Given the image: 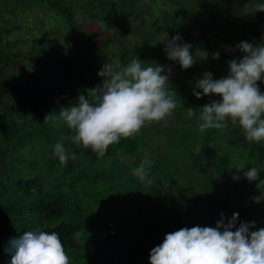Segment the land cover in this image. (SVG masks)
Wrapping results in <instances>:
<instances>
[{
	"label": "trees",
	"instance_id": "1",
	"mask_svg": "<svg viewBox=\"0 0 264 264\" xmlns=\"http://www.w3.org/2000/svg\"><path fill=\"white\" fill-rule=\"evenodd\" d=\"M32 1L0 0V264H10V241L25 231L58 233L69 264H149L151 250L163 243L166 234L194 226L215 227L221 213L226 221L239 213L237 227L239 222H255L250 231L264 228V200L253 199L264 191V183L259 190L240 173L234 180L240 166H231V160L235 165L241 159L258 165L264 141L250 143L242 126L230 118L225 128L200 131L201 107L221 97L193 95L203 76L195 65L186 69L190 86L172 88L177 106L170 116L146 122L139 133L110 145L102 157L73 143L74 131L59 117L63 107L75 105L79 95H87L86 89L101 83L97 74L106 62L119 60L127 66L136 56L149 66L155 43L165 33L183 37L191 51L218 52L210 72L219 79L218 72L228 61L242 58L236 48L240 42L264 43V12L252 13L254 5L264 0H167L172 11L160 24H153L152 13L147 6L139 7L138 0H88L85 13L90 22L111 17L137 22L125 33L99 42L87 38L85 24L74 18L71 0H41L63 18L74 39L59 53V60H52L53 70L44 56L35 55H43L45 49L34 40L28 53L40 68L34 74L25 71L24 55L13 52L6 41L18 27L2 25L6 14L13 15ZM109 45L116 46V58ZM17 76L29 80L20 85ZM257 83L264 93V77ZM190 101L200 111L184 119ZM58 142L67 153L76 154L75 161L61 165L54 153ZM211 144L220 151L213 162L208 160ZM131 158L138 166L145 158L150 161L151 184L117 174L116 169ZM131 205L138 206L141 220L131 230L132 242L136 231L148 240L117 256L109 213Z\"/></svg>",
	"mask_w": 264,
	"mask_h": 264
},
{
	"label": "clouds",
	"instance_id": "2",
	"mask_svg": "<svg viewBox=\"0 0 264 264\" xmlns=\"http://www.w3.org/2000/svg\"><path fill=\"white\" fill-rule=\"evenodd\" d=\"M255 12H264V3L255 4ZM181 39L180 35L166 39L164 52L168 60L186 70L198 57L191 54V44L179 43ZM236 48L243 56L228 61L226 76L214 79L211 72H205L195 83L193 95L198 99L211 94L221 97L201 107L200 131L225 128V120L230 118L233 124L242 126L248 141H264V93L257 83L264 77V43L242 41ZM218 58V52L213 54V59ZM143 65L136 56L127 66L119 60L106 62L97 74L103 78L101 83L86 89L87 95H79L75 105L60 110V119L75 133L73 143L102 157L110 145L139 133L146 122L165 120L172 114L177 106L173 99L176 92L169 84L172 69L155 63ZM54 153L61 165L77 158L59 142L54 145ZM149 164L145 158L135 169V175L147 184L152 183L147 179ZM243 168L236 169L234 180L240 178L238 173ZM259 174L254 167L243 172L249 182L258 180ZM253 199L260 203L264 191ZM220 216L215 227L194 226L166 234L163 243L151 250L149 264H264V228L250 231L255 222H239L237 227L239 213H233L227 221L223 213ZM10 244V264H69L56 232L25 231Z\"/></svg>",
	"mask_w": 264,
	"mask_h": 264
},
{
	"label": "rangeland",
	"instance_id": "3",
	"mask_svg": "<svg viewBox=\"0 0 264 264\" xmlns=\"http://www.w3.org/2000/svg\"><path fill=\"white\" fill-rule=\"evenodd\" d=\"M119 2L120 0H114ZM88 0H71V5L73 8L74 18L78 23H84L85 27L83 32L86 34L87 38H91L96 42H99L104 39L110 38L112 35L117 33H125L131 26L137 25L136 21L122 22L121 20L115 19L114 17L108 18L106 21L100 22H90L88 21L85 13V3ZM138 6L142 8L149 9L154 17V23H162L170 16L172 8L167 0H138ZM5 20L2 22V25L11 27L16 26L18 30H15L11 33L10 36L6 38L8 44L13 52L21 53L24 55L23 67L25 71L30 73H39V66L35 62L28 59V53L32 50L33 41L38 40L41 47L45 49V52L39 53L35 52V55L38 58L44 56L45 62L53 70L54 66L51 65L52 60H59L61 57L60 52H62L66 47L73 45L74 35L71 32L70 28L65 24L63 18L59 15L52 12L41 0H33L26 7L18 8L17 12L13 15L6 14L4 16ZM174 34H163L158 38V41L155 43V56L151 59L150 65L153 63L168 66L172 69L169 75V84L173 89H187L189 84L188 74L186 70H181V66L178 62L170 61L167 59L166 53L164 52L165 44L163 43L166 39L170 40ZM179 43L183 42V37ZM109 52L113 58L118 56V50L115 45H109ZM191 54L197 56L196 63L194 65L203 75L205 72H210L211 65L213 61V54L217 53L216 51L212 54L201 52L198 50L191 51ZM70 55H73L74 52H70ZM206 55V56H205ZM205 56V57H204ZM204 57V58H199ZM57 71V70H55ZM59 72V71H58ZM229 67H223L218 72V78L224 77L228 74ZM28 77H19L17 76V83L22 85L28 81ZM67 96V94H64ZM200 111V106L194 102L190 101L187 107L183 112V118H190L192 115ZM252 143L253 141H249ZM212 152L209 154V161L213 160L219 155V149L215 147L214 144L210 145ZM49 155V154H48ZM52 155V154H50ZM259 164L256 165L254 161H244L239 160L237 164L234 165L235 161L231 160V166H240L244 167L240 174H243L244 171L249 170L254 167L259 171L258 180L254 181L255 185L261 190V186L264 183V145L263 151L258 154ZM186 162V159L180 164L183 165ZM138 167L133 158L127 160L125 166L121 165L116 169L117 174H126L133 179L139 178L135 175V169ZM210 175L214 176L213 168H209ZM49 177H51L49 175ZM132 184H130L131 186ZM171 188H168L170 192ZM138 206L131 205L129 208L117 209L110 212V217L108 219V229L112 237L117 238L116 245V254L117 256L121 254L123 250H130L135 244L143 243L148 240V237L144 233L135 232L134 239L135 242H132V232L131 230L141 223L140 213H138ZM143 214V213H141Z\"/></svg>",
	"mask_w": 264,
	"mask_h": 264
}]
</instances>
